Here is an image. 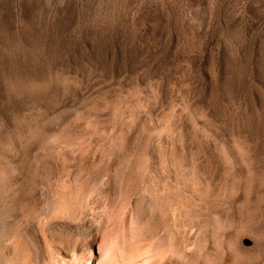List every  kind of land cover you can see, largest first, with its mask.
Returning a JSON list of instances; mask_svg holds the SVG:
<instances>
[{"label": "rangeland", "instance_id": "374dc122", "mask_svg": "<svg viewBox=\"0 0 264 264\" xmlns=\"http://www.w3.org/2000/svg\"><path fill=\"white\" fill-rule=\"evenodd\" d=\"M0 173L48 264H264V0H0Z\"/></svg>", "mask_w": 264, "mask_h": 264}, {"label": "bare ground", "instance_id": "6f19581e", "mask_svg": "<svg viewBox=\"0 0 264 264\" xmlns=\"http://www.w3.org/2000/svg\"><path fill=\"white\" fill-rule=\"evenodd\" d=\"M1 174V173H0ZM1 179V178H0ZM5 187V186H4ZM58 190V189H57ZM7 191V190H6ZM5 191V192H6ZM8 192V191H7ZM57 192V191H56ZM3 195V193H0ZM9 194V193H8ZM59 194V193H58ZM13 195H14V191H13ZM5 196V195H4ZM65 195H61L60 199H59V203L57 204V206L54 208V212H53V216H55L56 218H62V219H67V220H71L73 214H74V208L73 207V203L72 200L70 201L69 197H65ZM6 197V196H5ZM10 197V196H9ZM8 197V198H9ZM12 197V196H11ZM10 197V198H11ZM76 197V196H75ZM6 198H4L3 196H1V200H0V213L4 212V213H8L6 212V209L8 210V208H6ZM13 201V198H12ZM11 203V202H10ZM13 203V202H12ZM15 204V203H14ZM12 206V204H9ZM16 205V204H15ZM42 205V204H41ZM182 207V206H181ZM42 206L37 207L36 209V217L39 216V218L37 219V233H38V239L37 240H33V238H31L28 235V230L30 228V219L32 217V213L33 210L27 208V206H24L22 204L19 205V203L16 205L15 209V213L19 216V220H20V227H17L16 225H11V226H5V234L3 236H1L0 238V264H48V257H49V253L50 252V248H49V243L50 241L54 243V240L56 239L55 236H53L52 234L49 235V228L50 225L48 222H46L43 219V212L41 210ZM12 209V208H11ZM76 209L79 210V208L76 207ZM14 211V210H13ZM11 210V212H13ZM10 212V211H9ZM83 212V211H82ZM3 213V214H4ZM77 213V212H76ZM75 213V214H76ZM13 215V214H12ZM34 215V214H33ZM144 215V217L146 216L144 213L139 212L138 216L142 217ZM15 216V215H14ZM75 216V215H74ZM3 217V216H1ZM0 217V218H1ZM17 217V216H16ZM17 218V219H18ZM75 218V217H74ZM7 219V218H6ZM9 219V218H8ZM15 219V220H17ZM73 219V218H72ZM5 220V219H4ZM2 221V220H1ZM18 222V221H17ZM2 224V223H1ZM4 224V223H3ZM6 224V223H5ZM4 224V225H5ZM19 224V223H18ZM3 226V225H2ZM152 229V228H151ZM163 229V228H162ZM3 230V227H2ZM152 232V231H151ZM1 233V232H0ZM51 233V232H50ZM152 234V233H151ZM165 234V233H164ZM2 235V234H1ZM152 237V236H151ZM155 237V236H154ZM187 237V236H186ZM169 239V238H168ZM185 239V238H184ZM64 241V240H63ZM66 241V240H65ZM170 241V240H169ZM186 241V240H185ZM184 241V242H185ZM165 242V239H158V240H152L151 241V246L153 247L155 243L159 244L160 246H162ZM57 243V242H56ZM189 244V243H188ZM51 245V243H50ZM65 245V244H64ZM53 245H51L52 247ZM55 250V247L54 249ZM70 250V249H69ZM169 250V249H168ZM52 251V250H51ZM54 252V251H53ZM56 252V250H55ZM144 252V251H143ZM178 252V251H177ZM58 253V252H56ZM65 253V252H64ZM68 253V252H67ZM171 253V251H170ZM169 253V254H170ZM160 254V252H159ZM158 254V255H159ZM131 255L133 256L132 258L130 257L129 262H134L137 258V254ZM141 255V252H140ZM161 255H163V252L161 253ZM130 256V255H129ZM143 256V255H141ZM160 256V255H159ZM158 256V258H159ZM151 257H156V256H150ZM175 257V256H174ZM55 258V257H53ZM133 258L134 261H133ZM139 253H138V259H139ZM152 260H145V264H160L161 261L164 262V260L161 259L160 262H158L157 260L155 261V259ZM166 258V257H165ZM169 258V257H168ZM144 259V258H143ZM142 259V260H143ZM147 259V257L145 258ZM170 259V258H169ZM168 259V260H169ZM57 260V259H56ZM141 260V262H142ZM40 261V262H39ZM137 262V260H136ZM139 262V261H138ZM51 263V260H50ZM59 263V262H58ZM135 263V262H134ZM143 263V264H144ZM165 263V262H164ZM167 263V261H166ZM60 264V263H59ZM137 264V263H136ZM142 264V263H140ZM170 264H181V262L175 259H170Z\"/></svg>", "mask_w": 264, "mask_h": 264}]
</instances>
